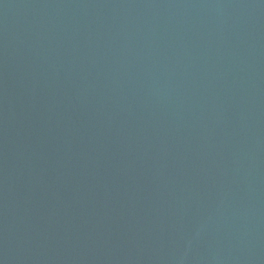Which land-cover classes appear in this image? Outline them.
I'll use <instances>...</instances> for the list:
<instances>
[{"label": "water", "instance_id": "water-1", "mask_svg": "<svg viewBox=\"0 0 264 264\" xmlns=\"http://www.w3.org/2000/svg\"><path fill=\"white\" fill-rule=\"evenodd\" d=\"M0 264H264V0H0Z\"/></svg>", "mask_w": 264, "mask_h": 264}]
</instances>
